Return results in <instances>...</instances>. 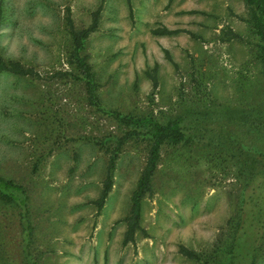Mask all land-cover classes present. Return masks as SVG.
I'll use <instances>...</instances> for the list:
<instances>
[{
	"label": "rangeland",
	"instance_id": "1",
	"mask_svg": "<svg viewBox=\"0 0 264 264\" xmlns=\"http://www.w3.org/2000/svg\"><path fill=\"white\" fill-rule=\"evenodd\" d=\"M161 1L131 0L133 20L126 0L2 1L0 42L15 34L20 43L15 59L0 54L40 75L15 76L29 97L21 101L20 155L0 160V178L21 186L27 197L37 264H198L180 255V246L205 264H264V220L262 227L257 222L264 211V71L246 7L242 0H172L165 9ZM98 8V28L82 55L104 109L161 123L181 117L192 138L187 146L162 147L153 193L141 203L147 236L137 232L135 246H122L124 219L147 146L124 145L96 217L93 202L108 153L127 128L91 106L84 84L67 76L77 77L68 58L67 9L82 29ZM160 25L196 38L152 35ZM155 65L154 92L146 73ZM195 93L204 94L196 104ZM19 213L0 202V264H24Z\"/></svg>",
	"mask_w": 264,
	"mask_h": 264
},
{
	"label": "trees",
	"instance_id": "2",
	"mask_svg": "<svg viewBox=\"0 0 264 264\" xmlns=\"http://www.w3.org/2000/svg\"><path fill=\"white\" fill-rule=\"evenodd\" d=\"M2 1L3 0H0V22L2 20ZM126 1L129 10V18L133 20L131 2L130 0ZM242 1L247 10V19L245 20V22L247 23L251 34L256 39L257 58L261 63L264 71V0ZM171 2L172 0H168V3L164 8L168 9ZM100 12L101 8H98L92 13L91 22L86 28L76 29L73 24L70 10L67 9L65 17V28L67 32L66 34L68 35L70 40L68 58L69 63L73 66V69L77 73V77L75 75L67 76L75 79L77 78L84 84L86 99L91 106H94L100 113L116 119L121 125L127 128V131L123 133L120 138L114 140L113 148L108 153L109 156L106 165L105 177L102 182V188L98 198L93 202L96 208V217L100 215V212L102 211L106 200L112 190L113 172L115 170L117 159L119 158L124 145L127 144V142H129L130 140H134L138 143L143 142L147 146L145 165L140 173L135 190L133 191L131 196L130 213L129 216L124 219L126 229L123 234L122 246H127L129 244L135 246V238L137 232L141 231L144 236H147L146 233L142 230L140 224L141 203L146 197L151 196L153 193L152 180L160 162L162 147L164 145L176 146L179 144L187 146L192 142V138L186 135L181 117L177 118L176 120H168L164 123H161L152 116H134L131 114H123L115 110L104 109L97 95L99 85L96 80V75L93 72L91 66L88 64L87 57L82 55L85 42L87 41L89 36L98 28ZM189 13L196 12L191 11ZM150 32L154 36H171L184 32L190 35V37L196 38V36L189 31L171 30L162 25L153 28ZM231 36H233L232 38L237 37V35L233 33L231 34ZM163 50L165 52L166 58L170 60L169 51L167 49ZM156 71L157 66L155 65V67L151 71H148L146 73L147 77L151 81L154 92L156 91V88L158 86ZM5 72L12 73L18 77H28L31 79L40 78V75L36 73L32 68L25 67L20 62L5 60L0 54V73ZM60 75H66V73H60ZM191 76L196 80L194 75ZM181 93L182 96H184L183 91H181ZM203 95L204 94H202L201 97H197L195 93L193 96H191L192 102H194L195 104L199 103L202 98H204ZM186 100L187 99H183V101ZM254 191L256 192V189ZM253 195L247 197V200L253 199ZM257 197L258 196H256L255 199H258ZM26 201L27 197L21 186L16 185L11 181L0 178V202L4 206H15L20 209V222L23 229L22 252L24 264H37L36 260L33 259L30 254V224L25 212ZM262 204H264V201L262 202ZM252 215L255 216L256 214L252 213ZM263 220L264 211H261L259 218H257V222L260 227L263 226ZM252 236L254 238L252 239V241L258 240V238L260 237L259 231L254 230ZM255 247L256 246H253L252 248L254 249ZM179 254L187 258L188 260H192L198 264H205V262H207L204 258H201L198 253L193 250H189L184 246L179 247Z\"/></svg>",
	"mask_w": 264,
	"mask_h": 264
},
{
	"label": "clouds",
	"instance_id": "3",
	"mask_svg": "<svg viewBox=\"0 0 264 264\" xmlns=\"http://www.w3.org/2000/svg\"><path fill=\"white\" fill-rule=\"evenodd\" d=\"M8 30H3L7 34ZM20 41L14 34L11 41L0 42L6 59L16 58V49ZM29 99L21 83L12 73H0V160H13L20 152L16 145L24 131V122L19 118L23 110L21 101Z\"/></svg>",
	"mask_w": 264,
	"mask_h": 264
},
{
	"label": "crops",
	"instance_id": "4",
	"mask_svg": "<svg viewBox=\"0 0 264 264\" xmlns=\"http://www.w3.org/2000/svg\"><path fill=\"white\" fill-rule=\"evenodd\" d=\"M130 2H131V0H130ZM144 3H146L147 6L150 4V3H149V0H144ZM167 3H168V0H164V1L162 0L161 3H160V6H163L164 4L167 5ZM155 5H157V3H155ZM166 5H165V6H166ZM149 15H150V14H149ZM149 15H148V16H149ZM148 16H147V17H148ZM171 30H177V29H171ZM183 31H184V30H183Z\"/></svg>",
	"mask_w": 264,
	"mask_h": 264
}]
</instances>
